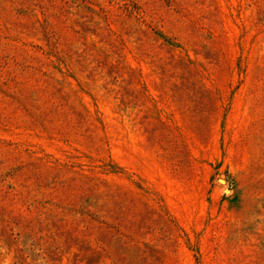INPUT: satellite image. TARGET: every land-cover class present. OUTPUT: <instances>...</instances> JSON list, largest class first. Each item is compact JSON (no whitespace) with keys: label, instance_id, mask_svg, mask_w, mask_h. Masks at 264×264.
Returning a JSON list of instances; mask_svg holds the SVG:
<instances>
[{"label":"rangeland","instance_id":"rangeland-1","mask_svg":"<svg viewBox=\"0 0 264 264\" xmlns=\"http://www.w3.org/2000/svg\"><path fill=\"white\" fill-rule=\"evenodd\" d=\"M0 264H264V0H0Z\"/></svg>","mask_w":264,"mask_h":264}]
</instances>
